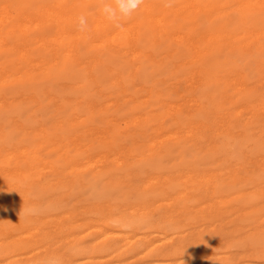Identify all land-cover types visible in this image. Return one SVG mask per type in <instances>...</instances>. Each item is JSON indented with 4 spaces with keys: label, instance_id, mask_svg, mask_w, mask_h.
I'll list each match as a JSON object with an SVG mask.
<instances>
[{
    "label": "bare ground",
    "instance_id": "6f19581e",
    "mask_svg": "<svg viewBox=\"0 0 264 264\" xmlns=\"http://www.w3.org/2000/svg\"><path fill=\"white\" fill-rule=\"evenodd\" d=\"M246 154L262 178L264 0H144L121 27L97 0H0V264H194L223 231L188 222L263 201Z\"/></svg>",
    "mask_w": 264,
    "mask_h": 264
},
{
    "label": "rangeland",
    "instance_id": "374dc122",
    "mask_svg": "<svg viewBox=\"0 0 264 264\" xmlns=\"http://www.w3.org/2000/svg\"><path fill=\"white\" fill-rule=\"evenodd\" d=\"M148 77H151V75L149 74V73H147L146 74ZM136 81H138V80H136ZM141 82V80L140 81H138L137 83H140ZM221 137H219V136H214L213 138H212V143L213 144H220V142H221ZM246 156V162L247 163H245V166L243 165V166H241L238 170H236V174H237V177L240 179V180H248L247 182L249 183V179H250V177H251V174H254V172L257 174V172H259L260 170H259V168L258 167H260V166H258V163H259V157H255L254 155H249V154H246L245 155ZM248 164H250V165H248ZM252 170V171H251ZM254 170V171H253ZM238 171V172H237ZM256 174H254V175H252V176H254L253 178H254V180H256V182H254V180H253V183L252 182H250L249 184L247 183V182H245V186H244V188H245V191L244 192H246V193H249V192H251V191H254V190H259V194H261L262 193V200L263 201H261V204L260 205H257L256 207H252V206H245V205H243V204H240V203H238V202H235V203H233V204H220L221 206L219 207V211H220V213H219V215H217V217L215 216V218L214 217H211L210 218V223H209V221L208 222H204V221H202V220H200V218L199 219H196V220H193L192 222H188L189 224H188V226L190 227V229L191 228H194V227H202V226H205L208 230H212L213 228H215V229H217V230H221V231H223V232H221V239H219V243H220V245L221 246H223L222 248H220V249H218V250H209V252H207L206 250H202V249H199L198 250V254L197 255H199L198 256V259H200L199 261H197V262H194V264H204L203 262H208V264H216L217 263V259L218 258H220V257H226V256H228V255H231V254H239V256L242 258V260H243V262H238L239 260H237V261H235V263L233 262H231L230 264H237V263H239V264H247V263H249V264H264V260L263 259H260V258H256V257H253V254L251 255V252L253 251V249H254V246H255V240H254V235L256 234V233H258L259 231H263L264 230V225L262 226V224H264V207H261L262 205H264V176L261 178V177H259L258 178V180H257V177H256ZM261 174V173H260ZM262 174L264 175V172H262ZM230 174H226L225 176L226 177H228ZM249 175V176H248ZM260 176H262V175H260ZM246 177H249V178H246ZM250 179V180H251ZM260 179H263V181L262 180H260ZM258 182V183H257ZM257 183V184H256ZM252 184V185H251ZM254 184V185H253ZM255 184H256V186H255ZM247 186H249V188L247 187ZM250 186H252V187H250ZM240 204V205H239ZM241 206V207H240ZM260 207V209L259 210H257V208H259ZM223 208V209H222ZM243 208H245V209H243ZM221 209H222V211H221ZM256 209V210H255ZM252 210H253V212H252ZM222 212V213H221ZM224 212V213H223ZM244 212V213H243ZM227 213H228V216H227ZM224 214V215H223ZM230 214V215H229ZM258 214H260V215H258ZM262 214H263V216H262ZM223 215V216H222ZM242 216V217H241ZM248 216V217H247ZM249 216L250 217H253V218H249ZM258 216H260L259 218H257ZM210 217V216H209ZM220 217H223L222 219L220 218ZM246 217V218H245ZM254 217H256L255 219H254ZM175 218H176V221H178L179 223L178 224H185V222H182V218L181 217H178V215H175ZM218 219V220H217ZM220 219H221V222H220ZM212 220H214V221H212ZM230 220V221H229ZM237 220V221H236ZM251 220H254V221H251ZM261 220V221H260ZM229 221V222H228ZM232 221L234 222V224H232ZM249 221H251V222H249ZM225 222H226V225H225ZM235 222H236V224H235ZM196 223L198 224V225H196ZM243 223H245L246 225H244L243 226ZM249 223V224H248ZM259 223H261V224H259ZM222 224H224V225H222ZM230 225V226H229ZM187 225H186V227H188ZM227 226V227H226ZM251 226V227H250ZM249 227V228H248ZM247 230H246V229ZM233 229V230H232ZM235 229V230H234ZM238 229L240 230V232L238 231ZM244 229V230H243ZM188 231V230H187ZM236 231H238L239 232V234H238V232H237V234L236 233H234V232H236ZM226 232V233H225ZM232 232V233H231ZM242 232H246L244 235H246V236H248V237H246V236H244L243 235V233ZM225 233V234H224ZM229 233V235H228V237L226 236V234H228ZM241 233V234H240ZM252 233V234H251ZM233 235V237H232V235ZM249 234V235H248ZM224 235V236H223ZM237 235V236H236ZM236 236V237H235ZM245 238H244V237ZM251 236V237H250ZM223 237V238H222ZM227 237V238H226ZM241 238V239H240ZM232 239H234V240H232ZM237 239H239V240H237ZM243 239V240H242ZM237 241H239V242H237ZM230 242V243H229ZM236 242V243H235ZM247 242H249V243H247ZM230 244V245H228L227 246V248H225L226 247V245L227 244ZM223 244V245H222ZM225 244V245H224ZM250 245V246H249ZM242 246V247H241ZM249 247V248H248ZM253 249H252V248ZM248 249H249V251H248ZM228 250V251H227ZM242 250V251H241ZM245 250V251H244ZM51 251H52V253H51ZM217 253H216V252ZM225 251V252H224ZM223 254V255H221V253ZM240 252V253H239ZM205 253V254H204ZM210 253H212V254H210ZM216 253V254H215ZM220 253V254H219ZM228 253V254H227ZM250 253V254H249ZM253 253V252H252ZM44 254H46L45 252H44ZM48 254H50V255H56V256H59V255H63V256H65V257H68V254H67V252L65 251V249H52V250H50L49 252H48ZM208 254H209V256H208ZM214 254V255H213ZM225 254V255H224ZM227 254V255H226ZM247 255V256H246ZM251 255V256H250ZM242 256H244V257H246V260H244L245 258L244 257H242ZM33 256H30V258H32ZM204 257V258H203ZM114 258H115V256H113L112 258H110L109 259V261L111 260V261H114ZM241 258H240V260H241ZM250 258H252V260L250 261ZM254 258V259H253ZM103 259H108L107 257H103ZM103 259L102 258H100V261H102L103 262ZM209 260V261H208ZM245 261V262H244ZM250 261V262H249ZM263 261V262H262ZM141 262V263H140ZM207 262L205 263V264H207ZM212 262V263H211ZM220 262H222V260H220ZM247 262V263H246ZM252 262H254V263H252ZM134 264H148L147 262H146V260H144L143 262L142 261H135V262H133ZM219 263V262H218ZM112 264H115V262H112ZM180 264V263H179ZM182 264V263H181ZM183 264H193V262H186V263H183ZM226 264H228V263H226Z\"/></svg>",
    "mask_w": 264,
    "mask_h": 264
},
{
    "label": "clouds",
    "instance_id": "9594fccd",
    "mask_svg": "<svg viewBox=\"0 0 264 264\" xmlns=\"http://www.w3.org/2000/svg\"><path fill=\"white\" fill-rule=\"evenodd\" d=\"M144 0H97V8L101 15L116 27H121L122 23L130 19L134 13L138 12ZM175 0H163L165 8H172ZM77 29L80 32L88 30V21L84 15L77 18ZM37 264H63L62 260L42 257ZM183 264V262H182Z\"/></svg>",
    "mask_w": 264,
    "mask_h": 264
}]
</instances>
